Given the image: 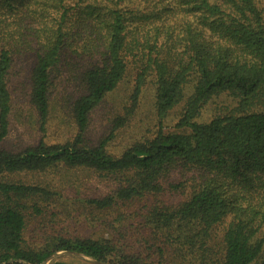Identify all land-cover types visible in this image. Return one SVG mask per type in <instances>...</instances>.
<instances>
[{
	"label": "trees",
	"instance_id": "16d2710c",
	"mask_svg": "<svg viewBox=\"0 0 264 264\" xmlns=\"http://www.w3.org/2000/svg\"><path fill=\"white\" fill-rule=\"evenodd\" d=\"M27 56L29 118L42 135L8 150L12 74ZM132 68L125 115L91 141L92 112ZM63 71L81 89L75 132L52 142ZM150 78L158 129L112 152ZM222 94L234 109L199 121ZM182 102L177 130H166ZM78 168L109 188L67 197L21 177ZM73 211L85 232L66 228L62 216ZM60 251L101 264H264V0H0V264H46Z\"/></svg>",
	"mask_w": 264,
	"mask_h": 264
},
{
	"label": "rangeland",
	"instance_id": "374dc122",
	"mask_svg": "<svg viewBox=\"0 0 264 264\" xmlns=\"http://www.w3.org/2000/svg\"><path fill=\"white\" fill-rule=\"evenodd\" d=\"M31 56L23 57L17 60L12 77L14 81V113L11 120L10 132L5 139L3 146L8 150H19L26 145L35 144L42 135L34 118H29L32 112L27 104L26 92L29 67L32 65ZM76 75L81 71V67L74 68ZM75 73L63 71L54 81V90L51 96V114L46 132V138L49 141H60L69 137L75 132V125L72 123L71 106L73 99L80 94L81 89L78 80L75 79ZM134 85L133 68L129 71L118 87L104 99V101L92 112L90 124L86 136L93 142L97 143L106 138L114 120L118 116H124L126 108L131 104V96ZM192 85L187 90L186 98L190 94ZM155 84L150 80L143 87L142 93L138 99L131 118L118 130L110 140L109 148L112 152L119 153L124 147L129 145L135 138L151 135L158 129V119L155 113ZM185 102L176 106L164 121L166 130L173 131L178 123ZM236 101L227 94H222L211 99L202 109L198 120L208 121L216 115H223L234 109ZM22 179L37 183H50L55 189L67 197L74 194L80 196H98L109 188L108 183L100 180L96 174L84 169H57L46 173L22 174ZM76 210V209H75ZM75 211L64 214L66 228L73 234L85 232V227L77 224L78 216ZM71 218V219H70ZM69 219V220H68ZM79 228V229H78ZM34 233H38L34 232ZM30 232L29 234H34ZM42 234V233H41ZM50 262H66L67 264H101L95 260L83 256L82 254L60 251L49 258L46 264Z\"/></svg>",
	"mask_w": 264,
	"mask_h": 264
}]
</instances>
